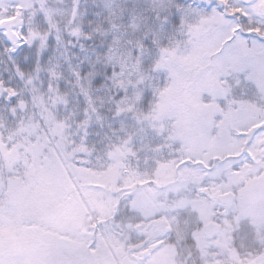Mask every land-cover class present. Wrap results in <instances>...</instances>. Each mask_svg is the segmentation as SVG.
I'll return each mask as SVG.
<instances>
[{
  "label": "snow or ice",
  "instance_id": "snow-or-ice-1",
  "mask_svg": "<svg viewBox=\"0 0 264 264\" xmlns=\"http://www.w3.org/2000/svg\"><path fill=\"white\" fill-rule=\"evenodd\" d=\"M0 264H264V0H0Z\"/></svg>",
  "mask_w": 264,
  "mask_h": 264
}]
</instances>
